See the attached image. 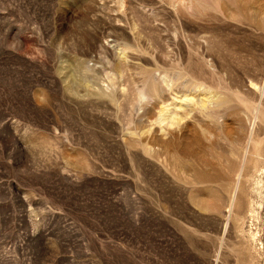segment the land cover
Wrapping results in <instances>:
<instances>
[{"label": "rangeland", "instance_id": "374dc122", "mask_svg": "<svg viewBox=\"0 0 264 264\" xmlns=\"http://www.w3.org/2000/svg\"><path fill=\"white\" fill-rule=\"evenodd\" d=\"M246 1L0 0V264H264V6ZM169 103L187 172L145 150L169 143L151 125Z\"/></svg>", "mask_w": 264, "mask_h": 264}, {"label": "bare ground", "instance_id": "6f19581e", "mask_svg": "<svg viewBox=\"0 0 264 264\" xmlns=\"http://www.w3.org/2000/svg\"><path fill=\"white\" fill-rule=\"evenodd\" d=\"M239 1V3H241V7L242 9L245 8L247 9V4H245V2H247L246 0H237ZM254 0H248V5L250 8V12L254 14L260 10L259 8L264 6V2L260 3L259 1V6H256L255 3H253ZM223 7V4H222ZM264 13V12H262ZM227 15H229L231 18H233L236 15L235 10L230 9L229 12H227ZM154 80H158L157 78H155ZM158 82V81H157ZM251 86L256 87V90L259 94H260V99L261 97L264 96V82L261 84H257L254 83L253 80L250 81ZM156 92H158L159 94V98L160 99H165V96H168V94H171V90L169 88H166V86H163L162 84L158 83L156 85ZM197 89H199L198 85L195 84V87H192V90L197 91ZM180 92H182V95L180 98L182 101L188 98H192L194 96H190L186 93L185 89H178ZM166 91H168L169 93H166ZM152 96L151 91H147L144 93H140L139 97L140 98H150ZM167 98V97H166ZM165 100H163V102H165ZM259 103L261 104V102L259 101ZM173 105V113L168 115V116H164V115H159L154 122L151 123L152 126H157L156 128V132L157 130H159V132L161 133V135H163L164 137L162 138H169V143L164 144L163 141V145L161 147V151H157L154 150L153 148H145V150L149 153H151L152 155H154L157 159L163 155V157L161 158V161L164 163V165L169 166L172 170L173 169H184L186 172L188 169H191L192 167L195 166V161L193 160L191 154L189 151L186 150H181L179 148V143L180 140L184 137L185 135V129H186V120H185V114L188 113L187 112V108L188 107H183L182 110H184V112L181 111H177L178 108H176L175 106L177 104H172L169 103L168 106ZM180 105V104H179ZM189 104H186L185 106H188ZM179 108H181V106H179ZM176 109V111H175ZM163 110H161L162 112ZM221 117V116H220ZM256 116H254L253 119H255ZM152 126L149 130H152ZM178 131H181L180 134L178 133ZM210 133H213L216 135V133L212 130L209 129L208 130ZM253 128L250 131V137H249V141L251 142V140L254 138L253 137ZM153 138H155V136H153ZM248 153V146H244L243 147V153H242V157L244 159V157L246 156V154ZM207 166L209 167V164H204V168L207 169ZM187 168V169H186ZM177 177L183 179L184 181H187L189 178L188 177H183L180 175H176ZM238 188V181L235 182V185L233 186V190L232 193L230 195V198L228 200V210L226 211L227 214L229 215L233 206V203L235 201L236 198V194L234 193L235 191H237ZM190 193V197L193 199L194 203H196V205L199 207V209L202 210H213L218 202V195L217 193H215L213 190H211V188H204L203 190L196 192L194 189L189 190Z\"/></svg>", "mask_w": 264, "mask_h": 264}]
</instances>
